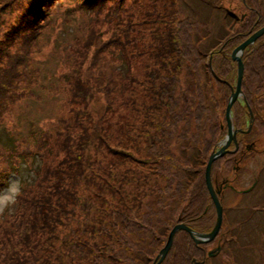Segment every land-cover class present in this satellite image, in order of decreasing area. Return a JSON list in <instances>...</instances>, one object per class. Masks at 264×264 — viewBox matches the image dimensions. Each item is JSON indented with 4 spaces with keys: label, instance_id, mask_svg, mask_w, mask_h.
<instances>
[{
    "label": "trees",
    "instance_id": "obj_1",
    "mask_svg": "<svg viewBox=\"0 0 264 264\" xmlns=\"http://www.w3.org/2000/svg\"><path fill=\"white\" fill-rule=\"evenodd\" d=\"M14 1L0 0V10L11 9ZM108 1L111 0H81L78 3L83 14L90 16L89 21L98 23L88 22L83 34L72 35L71 45L70 41L61 40L63 37L60 36L56 22L60 17L62 22H67L70 17L66 12L60 16L57 7L52 8V11L46 10L54 0H29L28 8L21 18L26 23V29L18 21L17 24L13 21L7 33L11 42L23 39L13 51L8 53V42L0 40V117L10 114L14 107L21 111L25 102L15 99L23 96L25 85V72L18 66L21 61L17 54L24 51L21 49L31 38H35V41L39 38L36 47L51 43L59 48L56 50V53H60L57 60H61L63 70L57 74V82L63 88H69V100L77 103L76 108L55 114L52 119L44 121L37 131L31 130L30 134L20 137L14 144L17 148L15 155L19 151L26 155L31 145L36 146L38 151L31 166H19L16 169L21 176L20 189L14 201L7 205L0 216V264H119L121 259L127 257L126 249H122L127 244V232L135 234L136 238L141 237V233H135L141 221L147 227L143 230L144 240L153 238V231L156 232L159 226L169 225V215L159 210L164 205L163 198L157 196L158 187L155 182H148L145 186L146 179L140 170L126 164L134 162L136 166L143 167L146 163L157 162L155 145L165 133L166 128L163 127L170 123L171 118L169 123H165L167 116L177 115L175 108L180 103H187L190 98L195 101L197 93L201 92L198 80L203 71L199 65L204 56L195 50V22L185 18L176 29L166 24L165 31L157 26L150 34L148 44H144L143 49L151 47L150 53L144 57L142 51L133 49L139 34L138 21L132 19L134 13L123 6L125 0H115L114 7L107 8ZM55 9H58L56 17ZM118 10L122 11L126 19L117 14ZM258 14L261 22L255 20L253 24L247 25L249 27L245 26L246 31L240 33L242 39L264 24V14L259 10ZM157 15V20H162L161 15ZM101 22L107 26L109 36L100 40L92 50L96 36L94 24ZM36 30L43 33L39 35ZM53 33L55 38L51 36ZM197 41H200L199 38ZM263 51L264 34L242 54L244 74L241 89L253 113L251 96L255 93L257 83L248 75L258 81L251 66L255 59V69L260 78L264 79ZM139 55L145 61L142 70L146 76L144 80H139L137 70H134V59ZM30 59L27 64L32 74H28V77L34 79L36 75L33 73L39 74L42 66L33 64ZM222 60L226 65L221 69H214L212 63L211 68L216 76L226 82L214 76L208 61L204 65L208 79H214L225 90L221 98L213 96L210 90L208 101L206 95L201 94L200 107L197 106L199 111L204 112V117L202 114L195 117L196 135H201L196 136L195 141L206 137L203 144L206 149L203 153L191 155V168L182 175L192 188L189 194L191 200L196 196L197 188H204L203 154L210 151L225 134V129L220 128V109L222 107L224 120L225 105L232 85L228 76L233 71V64L236 77V62L231 56ZM137 84L144 85L148 91L146 96L150 98L147 104L143 100L139 102L144 106L140 109L131 95L132 91L127 92L136 88ZM120 106L140 111L145 118L140 122L127 121L126 115L119 111ZM237 106L236 101L231 107L233 123L236 127H242L247 121L248 108L244 104L243 107ZM212 111L217 116H212ZM158 115H163L161 123ZM118 116L123 118L117 119ZM190 124L191 120L186 126L187 131ZM256 124L254 121L253 126ZM111 125L117 127L119 134L113 135ZM0 128V148L3 149L10 139V133L3 126ZM114 138L116 141L112 142ZM103 148L106 151L104 153ZM181 158L188 161L185 153L174 161L178 163ZM102 160L107 161L106 166ZM174 176L179 175L175 172ZM178 189L186 188L179 183ZM147 195L149 198L145 201ZM142 204L148 206L150 212L153 211L155 218H146L145 214L141 216L139 208ZM199 213H181L178 218L191 227H201L196 229H208L210 218L207 216H204V220L208 221L195 225L189 223V219L199 217ZM73 219L76 227L70 225ZM60 227H67L68 232L60 235ZM181 233L186 235V240L183 236L181 245H176L178 249H170L167 256L171 251L172 257L179 259L180 264H188L190 256H200L201 251L185 231L181 230ZM55 239L60 241L62 249L50 248ZM131 255L134 259L141 256L135 251Z\"/></svg>",
    "mask_w": 264,
    "mask_h": 264
},
{
    "label": "rangeland",
    "instance_id": "obj_2",
    "mask_svg": "<svg viewBox=\"0 0 264 264\" xmlns=\"http://www.w3.org/2000/svg\"><path fill=\"white\" fill-rule=\"evenodd\" d=\"M28 2L29 0H15L11 9L7 8V10H3V13H0V23L3 24L0 25V34L13 25H8L10 19L14 22L18 21L21 27L26 28V23L21 18L26 8H28ZM69 3L71 4L70 0H60V2L57 3L58 9L65 8L64 11H66V9L69 11L70 18L67 22H62L61 18H57L56 20L61 36L67 41H70L72 35H80L79 31L84 27L83 24L85 20V17L81 16L76 11H70L68 9L70 6ZM114 5L115 0L108 1L106 4L107 8L109 6L114 7ZM123 6L134 13L132 17L134 21H139L137 26V32H139V34L133 49L139 52L142 51L144 57H147L151 49V47L143 49L144 44H148L151 39L150 34L157 26H159L162 31H165L164 29L167 27L166 24L176 29L178 28V23H181L185 18H190L191 21L195 22L194 27L196 32L193 33L196 44L195 50H199L204 56L199 65V69L203 71L198 80V87L201 92L197 93L195 101L190 98L186 101L187 103H180L175 108V110L177 109L178 111L177 115L174 117H171V115L167 116L168 118L165 120V123H169V118H171L169 125L163 127L166 128L167 131L164 129L165 133L163 137L159 140V143L155 145L157 146V162L146 163L143 167L136 166L134 162H128L126 164L136 170H140V173L146 179L145 186L148 185V182H155L158 187V191H156L157 196L159 195L163 198L164 206L159 210L169 215V225L159 226L156 232L150 227V230L154 233L153 238L144 240L143 230L147 227L142 221L140 222L139 219L138 221L141 223V226L135 233H141V237L136 238L134 236L135 234L129 233L130 231L127 232V244L125 248H122L126 249L127 257L125 260L121 259L119 264H150V260L154 258L163 245L170 227L177 221L178 216H181V213L194 214L207 207L210 215L207 213L205 216L210 219L213 218L212 222H214L215 213L210 203L208 191L205 190L206 188H197L196 196L192 197L191 200V198L189 199V194L192 192V188L190 189L186 177L182 176L191 168L189 164V162H191V155L200 152L203 153L206 149V146H203L206 137L199 138L198 141H195L196 136H201L196 135L197 128L195 125V117L198 114H202L204 117V112L199 111V108H197V106L200 107L201 94L204 93L208 101V92L210 90H212V95L216 98H221L222 91L225 90L224 87L214 79H208V75L204 70V65L209 60L210 53L212 67L214 69H221L223 65H226L222 59L230 56L232 48L242 39L240 33L246 31L244 30L245 26L250 25V23L253 24L255 20L261 22L262 19L258 14V10L260 13L264 14V0H245V2L242 0H125ZM58 9L54 10V17H56ZM8 13L11 14V18ZM157 13L161 15L162 20H157ZM117 14L120 16L123 15L126 19V16L121 10H118ZM102 26L104 30H106L104 37H108L109 32L107 26L105 23L102 24ZM85 28H87V26H85ZM197 38H199L200 41H197ZM71 43L72 40L70 41V45ZM225 44L226 46L224 47ZM36 54V56L41 59L40 64L42 66L36 92L42 95V100L40 102L38 97L29 98L26 104H23V107L20 109L23 117L27 116V120L29 117H31V119H43L47 116L52 117L57 113H65L71 108H76L77 103L69 100V88H63L57 82V74L63 69L61 70L57 62L60 55L56 53L55 46L51 43H46L41 46L39 53ZM134 60V67L136 66L134 70H137L136 76L139 80H144L146 76L143 74L142 70H144L145 61L142 55L137 56ZM255 65L254 59L253 65L251 66L253 72L258 77V81L252 75L248 76L257 83L255 90L256 94L254 93V95H252L253 97L251 96V104L253 105L257 124L253 126L251 132L245 135H238V138L247 143L254 141L256 148L253 151L247 150L248 155L244 161L243 167L248 171V174H245L243 171L240 179L237 180L235 179L234 172L228 173L227 177L229 181L233 182L237 189H242L241 192L245 191V188H249L256 178L255 176L259 174L260 177L255 187L251 190H247L245 193L231 190L225 191L223 209L225 210L227 222H229L230 226H224L223 223H225L226 220L223 218V223L221 222V227L217 234V236L220 234L221 237V254H217V256L211 258L212 264H264V79L260 78L258 71L255 69ZM232 67L233 71L228 77L233 84L235 83V66L232 64ZM181 77L183 78V75ZM251 78H249V81L252 82ZM259 81L261 84L258 85ZM127 92L131 93L132 97L136 99L139 109L140 107L144 108L143 104H139L141 100H143L145 104L149 102L150 98L146 96L148 91L143 84H137L136 88H132ZM42 101H44V106ZM237 103V107H239V105L243 107L241 98H238ZM95 105H99V103ZM221 109L219 119L221 123H224ZM18 111L17 108H13V113H10V116H6L5 118L7 121L9 118H12V122L20 126L21 131H23L20 120L21 114ZM119 111L126 115L125 120L127 121L135 120L136 122H140L145 118L142 112H135L124 106H120ZM211 115L217 116L213 111ZM158 116L161 118V123L163 121V115ZM115 118L116 115H114V119ZM121 118H123V116L117 117V119ZM190 120V128L187 131L186 126H188ZM6 128L8 129L7 126ZM26 128L31 129L32 127L27 125ZM18 129L19 128L15 129V131L20 134L21 131ZM8 130H12V128ZM110 131L113 135L119 134V130L115 125H111ZM167 132H169V134ZM115 141L116 138L112 140V142ZM185 146H187L186 150H184ZM104 152H106L105 149L103 150V153ZM184 153L188 156V161H184L183 158H181L178 163L174 161L178 156ZM208 153L209 151L203 154V165L205 164ZM102 161L106 166L107 161ZM200 165L202 166V163ZM175 172L179 175L178 177L174 176ZM240 172L239 170V174ZM18 177V175H15V177L11 178L13 179L11 185L0 196V206H3L6 201L14 198L19 185ZM179 183L186 189H178ZM182 194L184 195L182 196ZM146 198H149L148 195L145 197V201ZM148 209V206L142 204L139 208L141 216L145 214L146 218H155L153 211L150 212ZM225 214H223V217ZM138 216L139 215H137V217ZM209 222L208 225L210 226L212 222L211 220H209ZM70 225L72 227L77 226L75 219L71 221ZM66 232H68L67 227H60V235ZM161 233L164 235H160ZM183 236L184 240H186V235L181 233V231L175 234L173 247L171 249H178L176 245H181ZM138 239H140V241ZM127 246L128 248H126ZM50 248L62 249L60 241L58 239L53 240V244ZM133 251L139 253L141 255L140 258L134 259L131 255ZM172 254L173 252L170 251L169 255L161 264H172ZM54 255L55 252L52 253V257H54Z\"/></svg>",
    "mask_w": 264,
    "mask_h": 264
},
{
    "label": "water",
    "instance_id": "obj_3",
    "mask_svg": "<svg viewBox=\"0 0 264 264\" xmlns=\"http://www.w3.org/2000/svg\"><path fill=\"white\" fill-rule=\"evenodd\" d=\"M263 33H264V24L260 28L252 32L246 39H244L236 47H234L231 52V58L236 62V83L234 87L230 86L231 92L227 99V103H226L225 111H224V116H225L226 126H227V133L224 137V141L222 142L221 147L217 151H213L210 153L208 160L206 162V165H205V170H204V178H205L206 186H207V189L211 195V198L216 208V215H217L216 222L209 232H198L194 230L193 228L187 226L185 223L174 224L170 228L163 246L158 250L151 264H160L163 261V259L167 255L172 245L173 237L177 230H184L188 232V234L193 239V241L196 244H198V243L208 242L211 239H213V237L215 236V234L217 233L219 229L222 207L219 204L215 191L211 185L210 167H211L212 162L216 158L223 155L227 151L226 147L230 144L231 140L235 142V146H238L235 135L237 131H243V130L233 128L232 123H231V118H230V109H231L232 104L236 101L237 97L241 95V80L243 77V69H244V64L241 59V53L248 44L255 41V39H257V37H259ZM249 115H250V122H249L248 128L245 130L246 132L250 129L251 122L253 120V115L251 111H249ZM211 252L212 251H209V253Z\"/></svg>",
    "mask_w": 264,
    "mask_h": 264
},
{
    "label": "flooded vegetation",
    "instance_id": "obj_4",
    "mask_svg": "<svg viewBox=\"0 0 264 264\" xmlns=\"http://www.w3.org/2000/svg\"><path fill=\"white\" fill-rule=\"evenodd\" d=\"M238 138V137H237ZM238 140V146L236 147L235 145L233 146H229L228 151L221 156L220 158L216 159L212 166H211V170H210V179H211V184L214 188V191L216 192V195L218 196V201L220 203V205H222L223 207V202H224V195H225V191L226 190H231L234 192H239V193H245L247 190H251L253 187H255L259 176H255L256 178L254 179V181L252 182V184L249 186V188H245L243 192H241L242 189H237L233 182L229 181L227 174L234 172L235 173V179H240V176L242 175V172L244 171L245 174H248V171L243 167L244 161L247 158V150H254L256 148V144L255 142H243L242 139L240 140L239 138ZM217 145H219L217 143ZM219 146H213L212 150L217 149ZM214 148V149H213ZM242 162V163H240ZM239 170L241 171L239 174ZM204 188L205 187V182L203 184ZM207 190V188L205 189ZM209 195V194H208ZM210 199V198H209ZM210 203L213 206L214 209V213H216L215 211V206L213 201H211L210 199ZM205 212H208V208L206 207V209H204ZM210 212H208L209 214ZM210 215V214H209ZM212 217V216H211ZM182 221V220H181ZM202 222V219L200 217H192L189 219V223L191 224H196ZM193 227V226H192ZM221 227V225H220ZM194 228V227H193ZM196 228H201V227H196ZM219 233V231H218ZM217 233V234H218ZM220 234L219 236L216 235V237L214 238V244H211L210 247H208L209 245L207 244H203V246L200 249L201 251V256L200 259H196L195 261L190 260L189 264H201L200 262L198 263V261H201L202 264H207V251L212 249L213 251V255L217 256V254H221V240H220ZM207 245V246H206Z\"/></svg>",
    "mask_w": 264,
    "mask_h": 264
},
{
    "label": "clouds",
    "instance_id": "obj_5",
    "mask_svg": "<svg viewBox=\"0 0 264 264\" xmlns=\"http://www.w3.org/2000/svg\"><path fill=\"white\" fill-rule=\"evenodd\" d=\"M6 206V205H5ZM5 206H0V213H2L4 211V207Z\"/></svg>",
    "mask_w": 264,
    "mask_h": 264
}]
</instances>
